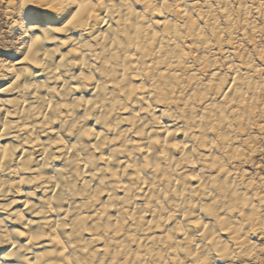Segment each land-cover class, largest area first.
<instances>
[{
	"label": "bare ground",
	"instance_id": "bare-ground-1",
	"mask_svg": "<svg viewBox=\"0 0 264 264\" xmlns=\"http://www.w3.org/2000/svg\"><path fill=\"white\" fill-rule=\"evenodd\" d=\"M159 3L148 16L143 5L117 8L110 24L91 29L79 27L83 19L38 43L29 64L26 45L55 25L25 29V15L53 13L0 0L14 39L0 47V133H9L0 138L8 160L0 206L11 205L0 210V235L24 232L15 242L36 264H188L193 256L192 264H231L236 253H255L251 237L264 233L255 160L264 139V0ZM53 50L45 62L40 54ZM148 84L181 112L187 105L194 127L164 114L153 90L135 91ZM69 174L74 181L63 180ZM194 219L207 227L193 228ZM12 250L0 244V258Z\"/></svg>",
	"mask_w": 264,
	"mask_h": 264
},
{
	"label": "clouds",
	"instance_id": "clouds-1",
	"mask_svg": "<svg viewBox=\"0 0 264 264\" xmlns=\"http://www.w3.org/2000/svg\"><path fill=\"white\" fill-rule=\"evenodd\" d=\"M12 3L19 5L21 11H23L25 9V7L28 4H36L39 8H47L49 7V5H51L53 3V0H11ZM73 0H65V3H72ZM138 2V0H120L119 6H114V0H97V14L93 15L91 17V19H89L88 17H85V23L79 25V27L84 28V29H91L93 24H96L97 26L100 25L101 21H104L106 19H109L111 17V15H113L116 11L117 8H119L121 10V14L123 15L125 11H127L128 13H132L133 12V8L134 5ZM151 3H155V0H150ZM102 4V7L100 6ZM104 9H108V16L105 17H101V15L99 14L100 12H102ZM55 10V9H54ZM153 10V8H146V11L144 12L145 16H148L151 11ZM57 15H59V12H57ZM106 24V23H105ZM41 31V35L40 36H36L35 38L31 39V44L33 45V49L37 46L38 43H42L44 40L46 39H55V30L54 28H49V27H44L40 29ZM25 35H28V31H25ZM5 46H9L7 45L5 42H3L2 40H0V47H5ZM29 45H26L27 49H28ZM89 46L87 45H81L80 46V52L82 55L84 56H88L90 53L87 51V48ZM40 55L43 56L44 61H48L51 60L52 57L55 55V50H53L52 52H48V53H41ZM82 64V66L84 67H88L86 61L80 62ZM90 71H96V69L93 68H89ZM262 75H264V71H262L261 73ZM87 77H89L86 80H91L92 76L88 75ZM84 78V77H83ZM76 79H80V77H76ZM85 79V78H84ZM147 79L145 78V83H147ZM154 84H148V89L149 90H153L154 89ZM127 94V93H126ZM159 97V92L156 90H153V96L152 99L157 102V103H162V104H166L167 108L164 114L166 115H172L174 119L177 120H188L189 121V125L188 127H194L195 125V120L192 119V113H190L188 111V106L184 105V110L183 112H181L180 110V105L178 104V102L176 101V99L174 97ZM147 111L149 112V115H151V109L149 107V109H147ZM151 123H153V121H148L145 120L143 122V127H148ZM8 127V126H6ZM184 131H187V129H182ZM189 135H191L190 133H188ZM9 135V133L7 131H4L2 133H0V138H3L4 136ZM174 135V133H173ZM156 141V140H155ZM155 141L152 142V146L155 147V145H158L161 143V141H159V143H155ZM181 145V144H180ZM185 147V145H181L180 148ZM15 151V149L13 150ZM165 155V153H161V156ZM191 155L193 157H197L198 156V150L197 149H193L191 151ZM195 162V161H194ZM161 163H163V161H161ZM8 164V160H0V169H3L4 167H6ZM74 177H71V175H67L65 177H63L64 181H69L72 180L74 181ZM31 182V181H29ZM21 183H24V181H21ZM11 205H7L5 206H0V210H7V208H10ZM51 210H55V208H52ZM21 219H23V216L21 215L20 217ZM15 235L17 234H13V233H8V234H4V235H0V244H4V243H8L11 244L12 246V251L8 254L9 259H4V258H0V264H36V262L30 260L27 256L24 255V249L22 246H19L17 242H15ZM39 239V237L37 236H33L32 240H36ZM31 242V241H30ZM261 256H264V250H261L260 252ZM197 261H200L199 259H197ZM204 264H213L212 261L209 260H205L203 261ZM250 264V261H249ZM262 264H264V261H262Z\"/></svg>",
	"mask_w": 264,
	"mask_h": 264
},
{
	"label": "snow or ice",
	"instance_id": "snow-or-ice-1",
	"mask_svg": "<svg viewBox=\"0 0 264 264\" xmlns=\"http://www.w3.org/2000/svg\"><path fill=\"white\" fill-rule=\"evenodd\" d=\"M11 2V0H9ZM120 0H114V6H119ZM165 3H167V0H165ZM143 5V7L139 8L140 12H145L146 8H157L162 7L160 5L159 0H156L155 3H151L150 0H138V2L134 6H140ZM30 4H28L25 9H28ZM97 0H73L72 3H65L62 2V0H53V3L49 5L48 9L51 10L53 14H39L38 16H29L25 15V29H27L28 24L33 25H40V24H52L55 25L54 30L56 33H63L68 32L71 29L78 26V22L82 21L85 17H88L91 19L93 15L97 14ZM102 7V4L100 5ZM55 9V10H54ZM57 12H59V15H57ZM101 14V12L99 13ZM115 14V13H114ZM163 12L158 13V15H163ZM66 21V22H65ZM106 24H110V19L105 20ZM65 44L68 43L67 40L64 41ZM33 52V45H29L27 49L26 55H24V61H26L29 64L35 63L34 59L31 58V54ZM3 65L0 64V67ZM85 79H88L89 77L85 76ZM21 79L20 75L16 76V80L19 81ZM11 87V85L9 86ZM135 91L139 92H145V94L149 91L148 88L140 87L139 89H136ZM147 111V109H145ZM198 115V114H197ZM87 135V133H86ZM170 136H172V133H169ZM57 143H63V141H58ZM155 143H159V140H156ZM187 145H185L186 147ZM171 147L173 148H180V144H172ZM5 158L7 157V150L4 152ZM192 180L197 179V177L193 176L191 177ZM27 207V205H25ZM193 228L199 229L202 226L207 227V225H202L201 220L194 219L191 221ZM19 236L23 237L25 236L24 232H19ZM193 235H198V233H193ZM56 243H61L60 239L57 237ZM219 255H222L220 253ZM192 259H196L195 256L192 257ZM192 259L188 261V264H192ZM197 264H204L203 261H197Z\"/></svg>",
	"mask_w": 264,
	"mask_h": 264
},
{
	"label": "rangeland",
	"instance_id": "rangeland-1",
	"mask_svg": "<svg viewBox=\"0 0 264 264\" xmlns=\"http://www.w3.org/2000/svg\"><path fill=\"white\" fill-rule=\"evenodd\" d=\"M0 8H1V6H0ZM6 19L7 18H5L3 16V14L1 13V9H0V33H2V34H0L1 35L0 40L5 39L8 41H13L14 40L12 37L13 34H11L7 29H5V28H7V25H8V21ZM3 29H5V30H3ZM263 45H264V43H263ZM255 145L258 148V151L256 152V155H255V160L257 162H259L258 163V167H259L258 171L261 170L264 173V139L261 140L260 142H256ZM248 169H250V168H248ZM251 240L254 241V244L256 245L255 246V253L253 254V256L248 257V256H244V255L240 254L239 258H238L237 257L238 253H236V256L234 257V261H233L234 263L232 262L231 264H249V261H250V264H262V261H264V256H261L260 252H261V250H264V233H261L257 236H254V237H251Z\"/></svg>",
	"mask_w": 264,
	"mask_h": 264
}]
</instances>
